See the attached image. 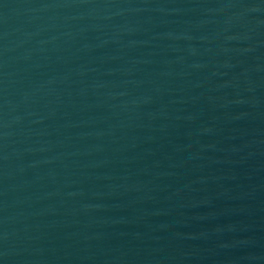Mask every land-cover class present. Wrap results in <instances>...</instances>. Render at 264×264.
I'll return each instance as SVG.
<instances>
[{"label": "water", "instance_id": "95a60500", "mask_svg": "<svg viewBox=\"0 0 264 264\" xmlns=\"http://www.w3.org/2000/svg\"><path fill=\"white\" fill-rule=\"evenodd\" d=\"M0 264H264V0H0Z\"/></svg>", "mask_w": 264, "mask_h": 264}]
</instances>
